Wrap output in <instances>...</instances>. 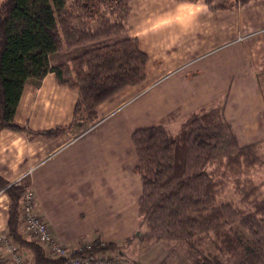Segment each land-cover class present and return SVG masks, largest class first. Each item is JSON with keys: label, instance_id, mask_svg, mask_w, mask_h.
<instances>
[{"label": "trees", "instance_id": "1", "mask_svg": "<svg viewBox=\"0 0 264 264\" xmlns=\"http://www.w3.org/2000/svg\"><path fill=\"white\" fill-rule=\"evenodd\" d=\"M129 10V0H1L0 131L76 136L100 119L99 104L141 84L148 57L125 33ZM81 46L88 47L67 62L50 63L51 54ZM48 72L78 98L67 125L35 132L13 116L24 85L38 84ZM224 100L185 116L170 112L132 132L141 182L134 234L119 242L94 237L91 251L124 256V245L173 242L195 252L196 264H264V139L240 145L224 117ZM25 187L0 177L8 196L6 231L32 254L31 264H59L21 232ZM206 242L215 253L204 250Z\"/></svg>", "mask_w": 264, "mask_h": 264}, {"label": "crops", "instance_id": "2", "mask_svg": "<svg viewBox=\"0 0 264 264\" xmlns=\"http://www.w3.org/2000/svg\"><path fill=\"white\" fill-rule=\"evenodd\" d=\"M129 4L127 36L136 38L148 57L141 84L99 104L96 125L76 136L0 131V177L9 184L20 179L32 189L35 213L67 247L94 237L119 242L134 234L141 195L131 141L135 129L170 112L185 116L224 97L223 114L238 143L264 139L259 80L264 75V0L226 9L202 1ZM58 53L50 55L51 64ZM77 98L75 89L59 85L48 72L38 84L24 85L14 121L35 132L67 125ZM7 207L8 196L0 189V231L6 230ZM0 254L10 264L6 249ZM130 258V264H163L157 257Z\"/></svg>", "mask_w": 264, "mask_h": 264}, {"label": "built area", "instance_id": "3", "mask_svg": "<svg viewBox=\"0 0 264 264\" xmlns=\"http://www.w3.org/2000/svg\"><path fill=\"white\" fill-rule=\"evenodd\" d=\"M20 181V179H18ZM21 182V181H20ZM13 184V183H11ZM14 185V184H13ZM35 203L31 193H24L21 198V221L23 230L34 236L36 241L50 254L60 259L59 264H125L119 251H91L90 243L77 247H66L55 237L47 224L35 213ZM6 249L10 264H23L22 254L17 244L6 230L0 231V253ZM0 264H7L0 254Z\"/></svg>", "mask_w": 264, "mask_h": 264}, {"label": "rangeland", "instance_id": "4", "mask_svg": "<svg viewBox=\"0 0 264 264\" xmlns=\"http://www.w3.org/2000/svg\"><path fill=\"white\" fill-rule=\"evenodd\" d=\"M212 2V4L214 6H217V5H225L229 8L233 7L231 4H233L231 1L233 0H210ZM219 9H226V8H219ZM129 16V15H128ZM126 35H127V32H125ZM89 45V44H87ZM83 47V48H82ZM86 47L88 46H81V47H75V48H71V49H68V50H64V51H61L59 52L58 54H55L51 57L52 61L54 62V64H57V63H60V62H67L71 57L75 56V55H78L80 54L82 51L86 50ZM260 79V83H261V90L262 92H264V75H260L259 77ZM137 91V90H136ZM135 91V92H136ZM221 98V97H219ZM218 98V99H219ZM206 104H203L202 106H205ZM201 106V107H202ZM98 122V121H97ZM96 122V123H97ZM96 123H94L93 125L87 127V128H84L81 132L83 131H86V130H92V128L96 125ZM157 123V122H156ZM152 124H155V123H152ZM150 124V125H152ZM149 126V125H148ZM147 127V126H145ZM141 128H144V127H141ZM140 129V128H138ZM136 130V129H135ZM80 132V133H81ZM79 133V134H80ZM13 184L15 186H21L22 183L17 179L16 181L13 182ZM24 193H31L32 196H33V191L32 189L27 186L25 187V190L22 194V197L24 196ZM229 193V190L226 191V194ZM21 207H20V214H19V221H20V228H21V232L23 233V236L25 238H29V239H33V240H36L34 238L33 235L31 234H28L27 232H25L22 227H23V224H22V221H21ZM52 233V232H51ZM58 238V237H57ZM59 239V238H58ZM63 243V242H61ZM64 244V243H63ZM156 244H160L157 246V248L155 247H152V246H148L146 248L147 245H144L142 246H138L136 243L131 245V246H127V245H124L123 248L125 246L126 247V250L124 249V256L122 255V259H123V262H125V264H130L129 260L130 259H133V258H130L131 256L134 257L135 259H137L138 257H140L144 262L146 261H151L152 259H156V257L158 259H161L163 262V264L166 262L167 264H196V260L197 258L199 257L198 255L195 254V252L193 251H190L188 248H186L185 246L183 245H179V244H176V243H173V242H156ZM65 245V244H64ZM66 246V245H65ZM17 247L19 248L20 251L23 252L24 256L27 257V264H31V259H32V254L28 251V250H24L22 247H20L18 244H17ZM67 247V246H66ZM77 247V246H75ZM204 250H208L210 249L212 252L215 253V249H213L212 247V244L210 242H206V245L204 246ZM69 248V247H68ZM146 248V249H145ZM143 249H145L144 251H142ZM151 249H157L159 251H157L155 253V255H153L151 253ZM161 249H163V251H160ZM45 250V253L47 256H50V257H55L53 255H50L46 249ZM142 251V252H141ZM147 252V255L145 256H142L140 254H143V253H146ZM168 257L170 259H168ZM227 257V256H226ZM56 258V257H55ZM167 259V260H165ZM128 260V261H127ZM226 261V259H224ZM222 262H224L222 260Z\"/></svg>", "mask_w": 264, "mask_h": 264}]
</instances>
